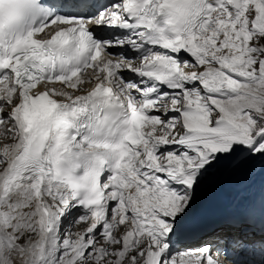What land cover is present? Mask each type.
<instances>
[{"label":"snow or ice","instance_id":"snow-or-ice-1","mask_svg":"<svg viewBox=\"0 0 264 264\" xmlns=\"http://www.w3.org/2000/svg\"><path fill=\"white\" fill-rule=\"evenodd\" d=\"M224 167L264 172V0H0V264H264V200L181 247Z\"/></svg>","mask_w":264,"mask_h":264},{"label":"bare ground","instance_id":"bare-ground-1","mask_svg":"<svg viewBox=\"0 0 264 264\" xmlns=\"http://www.w3.org/2000/svg\"><path fill=\"white\" fill-rule=\"evenodd\" d=\"M225 169H227L225 167ZM253 169L242 167L240 169L228 168L219 185L209 188L205 191L202 199L196 204L199 211H212L222 206L233 205L237 209L245 204L258 203L264 200V172L251 179V188L249 191H243L237 194L232 191L233 188L242 187L247 179L251 177ZM218 221L225 220V217L218 218ZM223 264H232V261L226 256H220Z\"/></svg>","mask_w":264,"mask_h":264}]
</instances>
